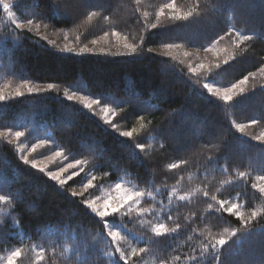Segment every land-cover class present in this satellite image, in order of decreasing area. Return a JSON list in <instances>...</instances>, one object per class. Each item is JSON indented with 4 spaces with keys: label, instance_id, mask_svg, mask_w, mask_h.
Listing matches in <instances>:
<instances>
[{
    "label": "snow or ice",
    "instance_id": "6c2138e0",
    "mask_svg": "<svg viewBox=\"0 0 264 264\" xmlns=\"http://www.w3.org/2000/svg\"><path fill=\"white\" fill-rule=\"evenodd\" d=\"M133 2V15L143 29L135 35L117 29L113 20L114 0H0V11L9 22L6 31H0V48L6 49L11 44L14 52L27 41L45 52L67 57H161V64L165 68L179 72L201 98H207L210 103L217 102L222 108L224 105L235 108L249 94H255L257 90L264 92V83L257 81V73L264 79V55L256 53L253 43L264 40V0L259 5L250 0H203V4L202 0H192L187 10L180 7L177 0H168L154 14L142 10V0ZM241 8L244 12L238 11ZM257 8L261 27L259 30H249L246 25L253 19ZM217 15L223 21L224 29L222 33L209 37L206 43L195 44L188 38L175 35L177 28H196L207 24ZM94 21H103L108 30L102 29L96 38L87 43L84 42L88 40L87 35L82 34L83 38L77 35L75 46L67 42L72 29L57 27L76 24L80 28L93 25ZM41 29L45 30L44 34H41ZM48 29L62 35L66 43L61 46L57 40L49 39ZM110 36L116 38L115 47L123 51L113 52L111 48L106 50L103 47L97 51L96 46L101 41L109 43ZM154 36L163 38L155 41L152 39ZM225 39L229 41L230 48L218 47ZM149 41L162 52L146 46ZM188 48H194L195 52L188 51ZM177 49H185L183 56L187 62L177 61L185 68L177 69L170 64L171 60H176L174 51ZM201 51L211 53L215 62H200ZM193 58L195 63L192 62ZM243 61L255 63L257 71L242 74L234 82L217 81L229 67ZM9 74L19 82L13 86L9 81L0 87V142L11 146L17 154L18 171L38 173L55 189L66 193V198H70L77 210L76 215L83 213L99 226V232L92 235L79 224L57 221L56 227L48 225L46 231L38 228L43 233L44 243L25 245L21 240V246L9 248L6 255L0 256L3 264H24L26 248L36 253L32 264H48L51 256H58L63 264H144L145 257L150 255L155 257L156 264H248L247 260L234 261L231 258L232 245H242L247 241H254L258 246V264H264V207H255L247 199L241 201L239 192L235 196L219 198L216 193L220 192V188L212 191L208 182L209 176L218 169L225 177L219 181L220 185L236 183L237 179L247 184L251 172L241 171L239 164L233 165L225 155L228 150L227 136L237 138L239 134L247 141H258L264 145V111L254 114L247 122L229 119L227 133L210 128L206 132V139L183 142L175 149L177 154L195 153L198 160L181 156L174 162H166V155L162 159L154 157L156 146L150 141L159 136L158 148L165 153L170 147V139L180 140L181 130L166 133L162 127L153 124L146 111L151 106L150 101L143 99L144 89L136 81H130L117 95L107 90L93 91L91 82L84 79L62 84L33 81L22 70L14 68ZM49 93L67 102L69 107L78 106L88 112L109 130L114 140L124 146L127 160L133 161L138 170L134 184L117 176L118 162L113 163L110 156L107 159L108 167L101 166L106 149L97 144L88 147L80 156L68 146H61L49 131L56 126L58 118L46 108L34 110L27 122H3L5 109L11 102H18L25 96L41 97ZM149 95L158 96L162 103L168 102L169 92L163 83L152 87ZM133 105L137 109L133 122L126 125V113ZM169 115L174 117L176 112ZM168 123L172 124L174 120ZM18 127L24 130H15ZM257 127L260 128L259 134L255 131ZM25 141L28 143L25 144ZM189 168H203L201 183L204 187L189 189L181 194L175 186L184 180L180 175L168 191L169 179L175 178L171 174ZM154 169L159 173L160 186L154 181ZM259 172L250 183V189L255 190L253 199L264 201V161H261ZM123 173L124 176L132 175L126 168ZM113 176H117V180L109 186L108 180ZM77 178L79 182L73 183ZM9 183L8 178L0 173V204L9 206L5 218L0 219V235H3V229L9 223L14 228L22 223L21 216H13L18 206L25 205L26 212L38 211L34 201H25L22 191L13 193L6 190ZM162 192L167 193L166 202L165 199H156ZM145 197L151 200L148 207L141 205ZM201 200L205 205L203 209L193 207ZM185 208L187 212L181 213V209ZM210 216L223 220L228 226L213 235V226L208 223ZM225 216L232 220H226ZM125 218L127 223L138 225V231L129 229L124 223ZM233 220L238 226H232ZM257 236L259 239H255ZM181 239L183 243H180Z\"/></svg>",
    "mask_w": 264,
    "mask_h": 264
},
{
    "label": "trees",
    "instance_id": "16d2710c",
    "mask_svg": "<svg viewBox=\"0 0 264 264\" xmlns=\"http://www.w3.org/2000/svg\"><path fill=\"white\" fill-rule=\"evenodd\" d=\"M168 0H142V10L154 14L164 3ZM192 0H177L180 7L185 8L191 5ZM251 3L257 5L261 0H250ZM203 4V0H202ZM24 7V5H21ZM135 7L133 0H114L112 5L113 20L117 29L122 33H131L135 35L137 32H142L143 29L138 25L135 16L133 15V8ZM239 12H244L241 8ZM239 19V15L237 17ZM8 21L5 15L0 11V31H6ZM79 23V21H77ZM57 27L71 28L69 32L71 37L77 35H87L88 38L97 37L101 30H108V26L100 21L93 22V25H87L77 28L76 24L58 25ZM261 27L259 20V8L253 14V19L246 25L247 29H257ZM224 23L219 16L213 17L207 24L196 28H177L175 35L180 38H188L195 44L206 43L207 39L216 33H222ZM47 31L52 32L51 29ZM74 33V34H73ZM79 33V34H78ZM83 34V35H82ZM57 35V34H55ZM60 36V35H57ZM163 37L154 36L152 39L159 41ZM110 45L116 44L115 37H109ZM43 43V42H42ZM255 51L258 55H264V40L253 41ZM146 46L157 48L155 43L149 41ZM12 45L8 44L6 49L0 48V87L5 83L11 81L13 86L19 82L18 79L9 74L11 69L23 71L31 80L41 82H59V83H74L79 79L89 80L93 91H111L120 95L125 86L130 81H136L144 89L143 99L150 101V107L146 109L149 113L148 118L153 121L154 125H158L164 129L166 133H171L173 130H181L180 140H169L170 147L165 153H161L158 144L160 137L157 136L151 140L150 143L156 146L154 157L167 156L166 162H174L181 156L190 160H198L199 157L195 153L182 152L177 154L175 149L183 142L199 141L206 139V132L208 129L222 130L224 133L228 131V120L236 119L238 122H247V120L254 114L264 111V92L259 90L255 94H249L248 98L236 105L235 108H228L226 105L223 108L217 103H210L207 98H201L193 91L192 86L185 80L183 76L171 68H165L161 64V57H128V56H79L67 57L60 54L45 52L42 49L36 48L30 42H24L22 48L12 51ZM220 48L229 47L230 44L227 39L220 42ZM185 50V49H184ZM188 51L195 52L194 48H188ZM116 51H123L117 49ZM200 62L209 63L215 62V58L211 53H199ZM178 60H185L187 58L180 57L176 60H171L170 64H174L177 69L185 68V65L177 63ZM195 63V58H193ZM186 70V69H185ZM249 71L256 72L257 65L251 61H243L233 64L228 70L217 78L219 83L234 82L239 79L242 74H247ZM163 72V75L161 73ZM257 81L264 83V79L260 78L257 73ZM163 83L169 92L168 102L162 103L161 99L150 97L149 91L155 85ZM251 87V84L249 85ZM46 108L50 113L57 116L56 126L49 129L54 139L60 143L61 146H68L73 153L80 156L88 147L97 144L99 147L106 149L105 159L100 161L103 168L108 167L107 159L110 156L113 163L118 162L117 176H122L125 182L131 181L135 183L134 176L138 171L133 161L127 160V150L118 141L113 139L109 130L101 125L99 121L95 120L88 112L80 109L78 106L69 107L68 103L59 99L53 93L41 97L25 96L20 98L18 102H11L10 106L5 109L4 123L12 124L19 122H27L34 110ZM226 109V110H224ZM136 107L133 105L126 113L128 119L125 124H132L133 117L136 112ZM176 112V115L169 114ZM169 120H174V123L169 124ZM15 130H24L23 128H16ZM252 129H249L251 131ZM259 134L260 128L255 129ZM23 140V138H22ZM228 150L225 155L230 163L240 166L241 171L251 172V178L247 184L242 179H237L236 183L230 185H220L219 181L225 177L222 176L217 169L209 176L208 182L211 190L215 191L217 187L220 192L216 193L219 198H226L229 195L235 196L237 192L241 193L240 200H250L255 207H264V201H258L252 198V193L255 190L250 189V183L254 181L256 175L260 174L259 168L261 161H264V145L258 141H247L246 137L233 138L227 136ZM16 153L12 147L4 142H0V173H3L8 178L10 183L6 190L13 193L22 191L24 193L25 201H34L37 205L35 213L26 212L25 205H20L13 216H21L22 223L19 227H12L11 223L3 229V235H0V254H6L9 248H14L20 245L23 240L25 245L44 243L43 233L39 229L47 230V226H57V221L63 223H73L81 225L82 229L95 235L99 232V226L94 225L93 222L83 213L76 215V209L73 207L70 198H66V193L60 192L51 186L46 179L38 173L31 171H18ZM90 158V157H89ZM223 162V161H222ZM127 169L131 176H124L123 169ZM154 177L155 183L160 186V176L157 170ZM203 168L197 170L196 168H189L187 171L180 172L176 170L171 174L175 178H170L168 181V191L175 185V180L183 175L184 180L180 185H175L183 194L189 189L196 187H204L201 183L203 179ZM142 175V171H141ZM117 176L110 177L108 185L117 180ZM199 176V178H197ZM231 178V177H229ZM167 193L162 192L156 196L157 200L165 199ZM194 199H196L194 197ZM147 201V202H146ZM166 202V199H165ZM151 203L150 198L145 197L141 202L143 207H148ZM193 207L203 209L205 205L202 200L193 205ZM9 211V206L0 204V219L5 218V214ZM187 209H181V213H186ZM226 220L232 218L225 216ZM39 221V224H37ZM124 223L133 232L138 231V225L127 223L125 218ZM213 235L222 232V228L228 225L224 224L223 220L217 219L215 216H210L208 221ZM232 226H238L234 220ZM54 237H49L52 239ZM255 239H259L257 236ZM180 243H183L181 239ZM27 255L24 257V264H32V259L35 257V252H30L26 248ZM59 252V249H57ZM232 260H247L248 264H253L255 261L258 264L259 250L254 241H247L244 244H233L231 248ZM51 255V253H49ZM144 263L156 264L154 256H146ZM48 264H63V260L58 256H51Z\"/></svg>",
    "mask_w": 264,
    "mask_h": 264
},
{
    "label": "rangeland",
    "instance_id": "374dc122",
    "mask_svg": "<svg viewBox=\"0 0 264 264\" xmlns=\"http://www.w3.org/2000/svg\"><path fill=\"white\" fill-rule=\"evenodd\" d=\"M4 15H5V14H4ZM5 18L7 19L6 15H5ZM44 33H45V30H44V29H41V34H44ZM73 34H74V33H73ZM78 34H79V33H78ZM47 35H48L49 39H55V40H57L58 44H60L61 46H62L64 43H66V41L63 40L62 35L57 36V35H55L54 33L49 32V31H47ZM68 35H69V41H67V42L70 43V44H72L73 46H75V44H76V42H75V38H74V37H71L69 33H68ZM94 38H96V37H94ZM91 39H93V38H88V40H86V41H84V42L87 43V42L90 41ZM115 39H116V38H115ZM112 42H113V41H111V42H109V43H105V42L101 41V43H100L98 46H96L97 51H98L99 48L103 47V48H105L106 50H108L109 48H111L113 52H116V47H115V45H110V44H112ZM89 46L91 47V45H89ZM155 50H156V51H161V52H162V49L155 48ZM183 51H184V49H177V50H175V51H174V56H175L176 58H179V59H180V57L183 58V57H184V56H183ZM27 143H28V142L25 141V144H27ZM38 151H39V150H38ZM67 162H73V161H67ZM50 167H53V166L50 165ZM78 182H79V178H77L76 181H74L73 183H78ZM112 184H113V183L109 184V186H111ZM106 190H107V189H106ZM6 254H7V253H6ZM6 254H3V255L0 254V256H4V255H6ZM0 264H3V262L0 261ZM144 264H150V263H144Z\"/></svg>",
    "mask_w": 264,
    "mask_h": 264
}]
</instances>
